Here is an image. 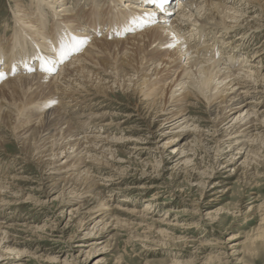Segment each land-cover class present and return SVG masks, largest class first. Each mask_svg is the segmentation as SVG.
<instances>
[{
	"label": "bare ground",
	"instance_id": "1",
	"mask_svg": "<svg viewBox=\"0 0 264 264\" xmlns=\"http://www.w3.org/2000/svg\"><path fill=\"white\" fill-rule=\"evenodd\" d=\"M175 2L181 8L174 10L177 16L171 20L170 8ZM167 10L169 14L161 13L144 0H14L10 19L0 22V73L5 77L0 81V131L21 133V145L28 144L32 153L36 152L32 158L36 165L50 173L47 181L69 172L67 184L75 181L116 191L115 181L100 185L96 179L105 165L113 168L119 163L115 155L120 144L114 137L110 139L111 132L122 130L113 126L120 117L102 110L115 86L127 91L129 97H137V104L144 105L161 133L167 126L178 131L163 149L177 138L174 150L186 154V161L190 160L188 153L194 152L193 144L204 149L209 146L204 140L205 128H215L211 135L215 136L228 118L238 123L224 129L214 142L218 155L221 157L225 148H230L229 152L245 150L248 167L258 159L255 149L264 150V42L253 45L264 30V0H170ZM154 11V24L137 26L147 20L146 13ZM66 30L89 38L90 44L51 77L41 71L34 54L50 55ZM173 32L178 42L172 40ZM126 33L128 37L121 40ZM171 43H176L174 49L167 46ZM172 73L176 78L167 84ZM199 106H205L209 114L205 127L195 116ZM243 110L246 116L242 119ZM136 113L142 116L139 105L125 117ZM180 115H185L184 119L179 120ZM63 126L65 130H61ZM98 129L106 135L97 136ZM187 131L195 136L192 142L187 140ZM6 143L0 139V152ZM60 154H66L65 165L59 164L58 158L53 161ZM80 168L85 169L74 172ZM6 178L0 180L3 205L8 203L1 197L13 191ZM160 198L158 191L137 219L153 215ZM119 201L129 203L126 198ZM143 222L152 227L147 220ZM1 226V234H6Z\"/></svg>",
	"mask_w": 264,
	"mask_h": 264
},
{
	"label": "rangeland",
	"instance_id": "2",
	"mask_svg": "<svg viewBox=\"0 0 264 264\" xmlns=\"http://www.w3.org/2000/svg\"><path fill=\"white\" fill-rule=\"evenodd\" d=\"M13 3L0 0V22L10 19ZM179 8V2L172 5L171 20ZM128 35H122L121 40ZM263 42L264 30L253 47ZM72 58L74 55L67 61L72 62ZM62 68L60 64L51 77ZM175 78V73L169 74L166 83ZM114 88L102 110L120 117L113 126L117 124L122 130L111 132L110 139L114 137L120 144L115 155L119 163L115 168L105 165L99 171L103 176L98 173L96 178L100 185L115 181L114 193L110 186L96 189L82 182L67 184L69 172L47 181L50 173L36 165L32 159L36 152L32 153L28 144L21 145V133L0 131V139L7 142L0 152V180L14 178H6L13 191L1 197L8 205L0 202V224L6 233L0 232V264H264V239L260 238L264 235V150L255 149L258 161L249 167L244 164L245 150L229 152L230 148H225L220 157L214 142L224 129L238 123L228 118L215 136H211L215 128H205L204 140L209 146L204 149L193 144L194 152L188 153L191 162L186 161V154L179 148L174 150L177 138L163 149L178 131L167 126L161 133L144 105L137 104L136 96ZM181 94L176 93V98ZM136 105L142 116L136 113L126 119ZM204 107L195 111L204 121L203 127L209 124ZM243 114L242 119L245 110ZM184 117L180 115L179 120ZM98 132L97 136L106 135ZM189 132L187 140L192 142L195 136ZM65 155L53 161L58 158L59 164L65 165ZM153 185L159 187L152 189ZM158 191L161 198L151 211L153 215L137 219ZM122 198L129 203H120Z\"/></svg>",
	"mask_w": 264,
	"mask_h": 264
},
{
	"label": "snow or ice",
	"instance_id": "3",
	"mask_svg": "<svg viewBox=\"0 0 264 264\" xmlns=\"http://www.w3.org/2000/svg\"><path fill=\"white\" fill-rule=\"evenodd\" d=\"M144 2L152 5L159 12L165 14L167 13V6L170 4V0H144ZM145 15L147 16V20H141L137 26L145 27L156 22L155 11L146 13ZM172 40L177 41V38L173 35ZM89 43V38L82 37L80 35H74L66 30V32L61 35L58 44L52 47L50 55L43 54L40 51H37L34 54V59L39 61L41 71L46 74L52 75L56 72L58 63L63 64L71 55L83 51L84 47H86ZM167 46L174 49L176 47V43H171ZM25 67L29 72L34 71L33 68L28 66V63L26 61ZM4 78V75L0 73V81H2Z\"/></svg>",
	"mask_w": 264,
	"mask_h": 264
}]
</instances>
